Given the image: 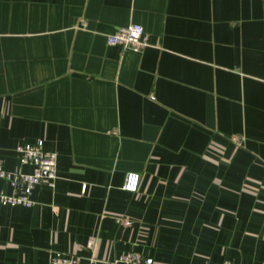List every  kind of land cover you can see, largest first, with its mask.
<instances>
[{
    "label": "crops",
    "instance_id": "crops-1",
    "mask_svg": "<svg viewBox=\"0 0 264 264\" xmlns=\"http://www.w3.org/2000/svg\"><path fill=\"white\" fill-rule=\"evenodd\" d=\"M38 139L57 177L0 202V264H264V0H0L3 166Z\"/></svg>",
    "mask_w": 264,
    "mask_h": 264
},
{
    "label": "built area",
    "instance_id": "built-area-1",
    "mask_svg": "<svg viewBox=\"0 0 264 264\" xmlns=\"http://www.w3.org/2000/svg\"><path fill=\"white\" fill-rule=\"evenodd\" d=\"M107 44H120L123 48L141 50L149 44V36L143 26L139 23H130L124 26H116L114 30L106 34ZM233 142L241 145L243 136H232ZM19 162L30 164L33 167L31 173L19 170H9L3 166L0 160V178L10 183L13 192L5 193L0 188V202L2 204H23L32 206L35 200L31 197L33 188L39 183H46L53 187L56 173V152L46 151L43 148L42 139L32 143H23L16 146ZM140 182V174L135 171H128L125 174L122 188L128 192H135ZM82 186L81 192L84 191ZM94 241L90 240L88 248H93ZM113 264H153L151 257L136 252H126L118 256ZM47 264H79V257L76 254L50 251ZM222 264H238L233 260H224Z\"/></svg>",
    "mask_w": 264,
    "mask_h": 264
}]
</instances>
